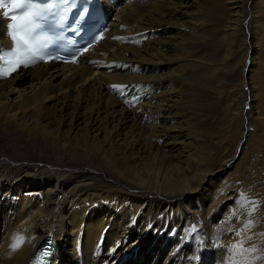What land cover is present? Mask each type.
Here are the masks:
<instances>
[{
    "label": "bare ground",
    "instance_id": "6f19581e",
    "mask_svg": "<svg viewBox=\"0 0 264 264\" xmlns=\"http://www.w3.org/2000/svg\"><path fill=\"white\" fill-rule=\"evenodd\" d=\"M112 15L77 65L0 80V264H26L47 234L52 264H264V0H125ZM8 24L0 9L13 47ZM221 67L239 97L227 111L263 131L260 152L246 136L219 161L200 152L188 81Z\"/></svg>",
    "mask_w": 264,
    "mask_h": 264
},
{
    "label": "rangeland",
    "instance_id": "374dc122",
    "mask_svg": "<svg viewBox=\"0 0 264 264\" xmlns=\"http://www.w3.org/2000/svg\"><path fill=\"white\" fill-rule=\"evenodd\" d=\"M218 46L221 48V43L218 42ZM213 49L216 51L218 47ZM220 51L222 53V50ZM220 51L217 53L219 56L221 55ZM238 70L239 68L236 71L238 72ZM188 82L190 87L193 88L188 95V97L192 99L189 105V110L191 112L190 119L194 121V131L195 123L201 125L196 132L199 133L201 137L200 145L202 147L200 152L203 155L216 152V157L220 161L226 158L232 148L238 144L240 145L241 140L245 139L246 136L248 139L246 147L254 150L258 149V152H260L262 142L257 138V135L263 131V128L260 126V123H258V119L255 120V117H249L247 119L246 116H244V111L246 110L242 111V116L238 114L232 116L227 111L226 106H230L232 102L231 100H227V98L231 95V99L238 104L239 97L237 95H232L236 89L234 85L236 81L230 83L229 79L226 77L224 67L216 71L209 81L192 78ZM218 86H220V88ZM214 87H216L217 90ZM218 91L221 92V95L220 93L218 94ZM215 94L217 96H215ZM236 108L237 105L234 107L233 111H235ZM207 135H215L214 144L205 141ZM244 155L245 154H243V156Z\"/></svg>",
    "mask_w": 264,
    "mask_h": 264
},
{
    "label": "snow or ice",
    "instance_id": "6c2138e0",
    "mask_svg": "<svg viewBox=\"0 0 264 264\" xmlns=\"http://www.w3.org/2000/svg\"><path fill=\"white\" fill-rule=\"evenodd\" d=\"M21 5L19 3L16 2V0H13V2L11 4L5 3V0H0V9H3V15L6 18H10L13 23H9L8 24V28L9 29H13V28H20L23 24V21L27 19V16L24 17H18V16H10V12H12L15 9L20 8ZM87 50V49H85ZM73 63L75 62V60L72 61ZM15 69H9L8 72H6L5 74L7 75L9 72L14 71ZM114 88L116 86H113ZM13 247H15V245H13ZM118 247V245H117ZM116 249L113 248L110 250L109 255H111L113 252H115Z\"/></svg>",
    "mask_w": 264,
    "mask_h": 264
}]
</instances>
